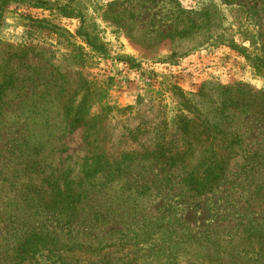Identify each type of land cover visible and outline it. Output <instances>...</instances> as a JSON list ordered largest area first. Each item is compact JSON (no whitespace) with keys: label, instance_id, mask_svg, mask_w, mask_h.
Listing matches in <instances>:
<instances>
[{"label":"rangeland","instance_id":"rangeland-1","mask_svg":"<svg viewBox=\"0 0 264 264\" xmlns=\"http://www.w3.org/2000/svg\"><path fill=\"white\" fill-rule=\"evenodd\" d=\"M0 4L7 6L0 24V66L7 69L0 67V82L13 84L4 105L29 110L12 116L11 124H26L30 140L53 142L43 155L52 160L50 173L79 174L87 155L105 152L117 159L152 151L165 136L167 142L181 144L174 126L182 115L201 116L231 129L229 139L240 142L219 186L205 195L193 194L185 183L197 158L190 167L172 169L151 160L139 162L127 177L97 191L98 201L114 214L106 218L96 213L88 219L109 223L97 230L80 228V234L90 239L122 228L134 242L154 234L137 254L129 255L141 257L132 264H264V116L259 111L264 0ZM81 34L90 37L93 48ZM123 74L126 85L116 79ZM79 75L105 91L102 108H91L92 115L108 116L100 133L103 148L98 150L87 146L85 129L64 131L57 111L51 114V124L43 118V107L49 108L47 93L58 101L56 85H74ZM171 85L181 94L174 95ZM93 133L88 141L93 142ZM149 162L153 166L146 169ZM100 243L95 242L98 250L93 254L78 252L69 258L101 261L114 249L105 250V242ZM129 251L132 247L123 255Z\"/></svg>","mask_w":264,"mask_h":264},{"label":"trees","instance_id":"trees-1","mask_svg":"<svg viewBox=\"0 0 264 264\" xmlns=\"http://www.w3.org/2000/svg\"><path fill=\"white\" fill-rule=\"evenodd\" d=\"M6 9L5 4H0V24L4 21ZM82 36L84 43L93 48L90 37L87 34ZM246 58L251 60L249 55ZM4 69L7 66L2 67ZM7 75L11 77L12 74L8 72ZM72 83L67 81L56 85L59 88L58 101L51 97L52 92L47 93L49 108L43 107L46 114L43 118L51 124V114L57 111L64 131L72 133L83 128L89 132L85 138L87 146H94L93 150L101 149L103 140L100 133L108 116L103 113L92 115L91 108L94 105L102 108L106 100L105 91L97 84L93 88V84L89 85L82 75H79L77 83ZM12 85L11 80L0 82V264L136 263L141 257L129 255L137 254L142 249L141 244L151 242L154 234L140 237L137 242L129 239L128 230L122 228L97 238L90 236L88 239L89 236L80 234V228L96 226L97 230L103 228L102 224L109 223L110 219L99 222L93 218L89 220L88 217H93V214L102 213L106 218L114 214L110 212V206H102L98 201L97 191L127 177L136 170L139 162L151 160L172 169L181 165L190 167L197 158L198 165L191 166L185 183L193 194L205 195L219 186L232 159L230 154L234 158L237 154L234 149L241 146L240 142L236 144L234 139H229L231 129L211 124L201 116L182 115L176 118L177 123L174 124L175 130L181 134V144L167 142L165 136L152 151L121 154L117 159L105 152L87 155L79 174H61L54 170L50 173L52 160L48 158L50 156L43 155L54 146L53 142L30 140V128L26 124L16 127L11 124L12 116L29 112L12 109L9 104L5 107L4 99L8 91L11 93ZM171 87L174 95L181 94L177 87ZM261 95L259 111L264 116V93ZM56 102L58 107L54 105ZM184 107L190 114L194 111L188 104ZM92 131L96 135L93 142L88 141ZM152 166L149 162L145 168ZM99 241L105 242V250L114 249L113 252L107 251L101 261L69 258V255L76 256L78 252L93 254L98 250L95 242ZM129 247L132 251L123 255ZM117 252L121 255L117 256ZM113 255H116L115 258H112Z\"/></svg>","mask_w":264,"mask_h":264},{"label":"built area","instance_id":"built-area-1","mask_svg":"<svg viewBox=\"0 0 264 264\" xmlns=\"http://www.w3.org/2000/svg\"><path fill=\"white\" fill-rule=\"evenodd\" d=\"M122 68H123V70H122V71H124V68H125V66H124V67H122ZM112 77H114V75H113ZM116 79H117V80H120V81H122L124 85H126V84H127V80L125 79V75H124V74H123V75H121L120 77H117ZM148 81H149V80H148ZM149 83H150V81H149Z\"/></svg>","mask_w":264,"mask_h":264}]
</instances>
